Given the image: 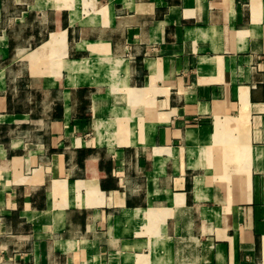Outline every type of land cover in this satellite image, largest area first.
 <instances>
[{"label":"crops","instance_id":"1","mask_svg":"<svg viewBox=\"0 0 264 264\" xmlns=\"http://www.w3.org/2000/svg\"><path fill=\"white\" fill-rule=\"evenodd\" d=\"M0 264H264V0H0Z\"/></svg>","mask_w":264,"mask_h":264}]
</instances>
